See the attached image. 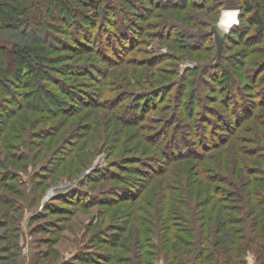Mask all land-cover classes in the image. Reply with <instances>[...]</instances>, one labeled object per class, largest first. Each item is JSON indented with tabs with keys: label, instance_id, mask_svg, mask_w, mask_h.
Returning a JSON list of instances; mask_svg holds the SVG:
<instances>
[{
	"label": "trees",
	"instance_id": "1",
	"mask_svg": "<svg viewBox=\"0 0 264 264\" xmlns=\"http://www.w3.org/2000/svg\"><path fill=\"white\" fill-rule=\"evenodd\" d=\"M204 2L209 4L208 12L210 15L214 9L217 13L216 7L223 5L237 7L240 10L238 24H235L230 32L225 35L223 54L220 57L214 49L216 46L215 39L212 38L211 40L212 34L209 35L210 37L203 36L205 31L200 30L201 24L189 26V23H187L189 21L186 20L175 23H172L174 21L169 22L171 25L181 28V31L174 34L171 25H168L166 20H160L159 25L149 24L148 19H155L156 10L166 11L179 5L186 7L190 5L191 0H78V5L74 8L69 5L70 0H0V34L5 30L4 28L8 27L12 29H32L34 35L31 37V43L7 41V44H0V55H3L11 64L10 73L8 72V74L20 82L15 84L18 90L10 92L7 103H4L3 99L0 98V135L1 131L9 129V137L3 138V149L7 150L8 155L13 150H18L19 153L16 155L11 154L16 161L23 160L39 165L34 159L40 158L44 142L51 140V137H54L60 131V128L65 129L67 126L72 125L74 121L79 120L76 117L82 110L91 108L95 110L107 109L111 112L112 119L121 122L123 126H134L135 133L139 129L140 131H148L149 134L145 136L149 141V149L153 147L163 149V157L166 158V161L183 158L186 154H182L181 148L208 149L210 146L213 148L222 146L227 142L229 136L227 135V138L224 136L222 141L220 136L216 134L220 132L217 128L219 125L217 121L212 123L211 118L205 117V114L202 115L204 120L200 125L193 120L187 123L186 118L190 119L189 115L195 111L197 104L201 101L203 102L200 106L211 111V103L214 104L218 101L212 99L209 95L210 92L216 96L220 95L222 91V94L226 92L227 101L225 102L228 109L240 106L243 115L235 113L236 119L234 117L229 121L230 123L236 122V125L240 121L252 117L255 108H264V0H205ZM211 2L214 3L213 7H211ZM193 6L194 8H203V1L196 2ZM70 10L73 17L80 19L78 21L79 25L77 24L78 27L77 25L72 27L68 24L69 19L65 15L69 14ZM156 17L161 18L160 16ZM83 25H85V29H82ZM159 27H161L160 31H157V33H160L159 37L169 40V42L178 39L177 43L181 47L183 46L180 50H183L186 54L201 53L203 55L209 52L213 53L211 55L213 65L211 63L202 65L198 62L195 68L181 69L180 58L178 59L177 56L163 53L156 54L148 51L145 46L140 47L143 42L142 38L149 36L148 29L158 30ZM47 28L55 31V35L53 34L55 39L59 38V33H64L68 39L72 40L74 38L79 45L81 44V48L76 53L85 56L80 57L79 62H85L86 64L60 66L61 58H48V51L54 52L59 47L53 43V45L50 44L46 48L44 45H38L40 41L36 40L38 34ZM77 28L80 29L79 32ZM131 29L140 32V36L135 38V34L131 32ZM82 31L87 36V43L82 40ZM163 32L166 34H162ZM236 33H238L239 39L233 37ZM113 37L116 38L117 43L114 42ZM117 38H126L129 40V44L125 46ZM194 38L200 40L199 44L193 41ZM180 41L183 43H180ZM190 41L193 43H190ZM109 53H113L114 57ZM115 57L116 59H114ZM181 60L183 61L184 58H181ZM168 61L172 62L167 64L166 67H174L175 69L173 74L177 78L175 85H171V79L166 78V74H162L164 69L158 67ZM143 63L151 71H141L140 65ZM102 65L104 68H102ZM105 65H109L108 68L123 65L131 69H114L111 71L107 70L108 68ZM132 68L136 70V73L133 72ZM94 70L97 72H93ZM250 72H252V75L249 74ZM131 76L137 77L136 81L131 82L129 80ZM81 77H87L91 82L86 90L92 92H86L83 95L80 92L81 87L79 88L73 84L78 82ZM48 81L53 83L51 87H55L56 92L50 91L51 87L47 84ZM205 83L209 87L203 93L200 86ZM3 84H7V82L1 81L0 86H3ZM176 85L175 90L178 91L171 103L169 102L170 105H167L170 106L169 115L164 116L163 113L168 109V107L163 108L166 96L172 93L171 91ZM23 87L26 89H19ZM234 94L236 99H234ZM36 95H45V99L50 103L49 106L57 107L58 110L54 111L51 108L36 105L45 111L48 117L66 116L63 117L64 124L61 127L57 123L50 125V129L47 127L36 133L27 131L26 124L31 123L32 119H29L27 115H22L20 109L25 106L23 102H27L32 98L35 99V102H30L36 103V100L39 99ZM76 96L78 102L75 101ZM186 100L187 102H185ZM26 105H29V103ZM180 106L185 108L181 109ZM156 113L161 114V116H153ZM180 114L186 115L185 118L181 119ZM223 118L220 116V119ZM82 119L77 121L73 128L71 126L67 133L68 136L52 150L53 152L50 153L46 150L45 154L50 153V156L40 165V168L34 169L30 174L32 177L29 181L37 183L33 188L32 202H28L22 190L16 189L17 183L12 185L5 181V178H7L4 175L5 172H9L10 175L9 166L0 159V205L5 206L0 217V226L6 228L2 238L3 240L11 238L17 241L13 248L21 252V264L26 262V257L23 254L25 247L21 238L25 214L28 213V209L35 208L37 210L38 205L41 203V196L45 191L43 186L47 188L49 175H54L56 165L58 164L60 168L64 164V160L69 158H73L71 168H74L76 162L79 166H85L88 162L87 155L92 151L87 149V137L82 149L80 151L77 149L85 136V131L82 132V129L89 128V123ZM237 119L238 121H236ZM37 120L35 123H41ZM153 122L159 123L154 125ZM79 124L83 125L81 130L76 132V129H73ZM179 125L185 127L187 132L182 135L179 131L177 134L171 133L172 128L179 127ZM225 126L228 129L229 126ZM19 128L21 129L19 130ZM213 128L216 129L213 136L221 143L209 145V140L205 138H209L214 130ZM195 130H201L202 134L195 133V140H193L194 142L191 141L190 144L189 136ZM232 131L233 129H228L226 130L228 133H225L229 134ZM202 138L204 139L202 140ZM178 139L183 142L180 148L175 145ZM168 143H172L175 146L173 148L177 149L172 151L173 148L167 146ZM36 148L37 150L34 152ZM170 152L174 155L171 156ZM55 153L59 154L55 155ZM146 156L144 155L149 162L153 161L152 156ZM110 157L112 155L108 154V157L106 155V160ZM145 159L143 157L139 158L140 164H144ZM255 159L264 163V158L255 157ZM241 161L240 157L237 158L236 174L240 177L241 185H243L248 182L244 173L248 171L249 167H242ZM133 162L131 158H126V160L117 158L112 162H107L106 167L105 164L96 167L89 175L85 176L83 180L88 184L104 180L112 181L114 184L118 183L117 186L100 192L98 196L74 187L65 194L60 195L58 193L59 195L54 201L50 200L44 204L42 212H36L32 215L33 220L31 221L41 219L40 217L47 215L51 216L53 213L59 215L53 221L33 227L32 233L44 231L52 234L53 237L38 241L37 247H41V245L48 246V252L44 250L37 251L32 264L43 261L45 257L56 255L57 248L55 246L61 241L65 231L69 229L72 223L71 217L74 213L96 205L100 206L103 209L98 211L97 221H92L93 224H99L101 223V217L107 212L106 210H109L115 204L138 199L141 188L136 189V192L129 191L132 193H128V195L123 193L126 189L125 185H129L134 180L133 177L138 176L135 173L137 168L132 165ZM26 166L24 167L26 168ZM146 166H148V163ZM159 166L161 167V165ZM256 166H258L256 167L257 170L263 171L264 167L261 164ZM155 168L159 169L158 166ZM115 170L127 174L128 177H124L122 173H115ZM141 176L139 178L143 180L145 179L144 176L151 178L154 174L142 173ZM257 177H261L262 180L257 179ZM187 179L182 178L181 180L188 182ZM226 179L223 183L221 179L216 177L211 179L212 207L209 213L208 210L204 211L202 209L198 211V214H195V210L191 209V204L189 206L188 204L181 205L182 201L180 199H177V201L180 202L181 206H185L184 208L187 207L190 210L189 214H183L181 207L174 206L172 203L164 207L160 205L159 209L156 208L159 213V225L157 226L156 222L153 227L146 229V232L139 230L142 237L139 234L137 235V264H158L156 260L159 256L163 259L164 264H248V257L252 253L258 262L264 264V173L261 172V174L256 175L254 180H251L256 185L248 186L245 193L237 187L234 178L227 176ZM84 181L81 183H84ZM224 184L233 192L228 190L223 197H220L215 191L224 188L221 187ZM4 191L7 193L3 194ZM9 191L24 196L25 203L23 200L21 203L18 198H11L8 194ZM193 194H195L193 196L194 203L197 205L198 199L202 201L207 199L208 192L197 189ZM59 202L62 206L59 205ZM250 202L251 205L249 206ZM136 208L138 212L143 211L142 207ZM13 212L21 213V216H24L23 221L20 220V214ZM6 217L8 220L4 219ZM249 217L252 219L250 220ZM120 222H118V225H109L110 232L108 233L105 229H97L92 234L90 242L86 243L85 248L96 246L98 242L100 244L106 242L114 248L117 246L122 251H127L129 254V247L120 243L128 236L126 235L127 227L122 224L123 221ZM174 222H179L180 225H176ZM8 224L9 228L7 227ZM251 224L254 226L253 230L250 229ZM200 228H202L201 232ZM169 230H175L176 234L171 235ZM161 233H165V235L162 236ZM178 234L188 236L189 240L187 241ZM154 235L161 239L158 245L153 242L152 236ZM159 235L162 237H159ZM196 240L197 244H195ZM13 248L12 245L5 247L3 252H12L4 257L0 254V261L4 260V262H7L6 264H14V262H11L16 257ZM133 254L134 256L129 257L118 254L109 257L93 250L90 252L82 251L76 254L71 261L55 264H136L135 252Z\"/></svg>",
	"mask_w": 264,
	"mask_h": 264
},
{
	"label": "rangeland",
	"instance_id": "2",
	"mask_svg": "<svg viewBox=\"0 0 264 264\" xmlns=\"http://www.w3.org/2000/svg\"><path fill=\"white\" fill-rule=\"evenodd\" d=\"M70 1L71 3L69 5L71 7L74 8L78 5V0H70ZM195 1L196 2L203 1L204 7L194 8L193 5L194 3H196ZM204 1L205 0H191L190 5L186 7H181V5H179V6H174L175 8H172L166 11L156 10V16H160L161 18L159 19L155 16V19H152V20L148 19V22L149 24L151 23V24L159 25L160 20H166V22L168 21L167 24L171 25V23L169 22L174 21L172 23H175V22H179L180 20H186V21H189L187 22L189 23L188 24L189 26H192V25L195 26V25L201 24L200 30L205 31L203 32L205 33L203 34V36L204 35L209 36L210 34H212L211 40L212 38L215 39L216 46L214 49L216 53L218 52L217 53L218 57H220L223 54L225 40H224L223 48H222L221 55H220L219 49H218V42L216 39V35L213 32V28L215 25L219 24V22L221 21L224 11L232 10V9L236 11L239 9H237V7H230L226 5L218 6L216 7L217 13L214 9L213 11H211V15H210L208 12L209 4H205L207 1L206 2ZM213 4L214 3L211 2V7H213ZM65 16H67V18L69 19L68 24L72 25V27H75V25L79 23L78 21L80 19L77 17L76 18L73 17L71 14V10L69 11V14ZM209 23H210V26L208 27ZM55 24L58 25V23H55ZM170 27L172 28L173 34L177 33L178 31H181V28L179 26L171 25ZM160 28L161 27H159L158 30L148 29L149 36L142 38L143 42L141 43L142 45H140V47L145 46V48L147 47L148 51H152L156 54L163 53V54H170V55L177 56L178 59L180 58L179 62H181V65H180L181 69L195 68L197 67L198 62L202 63V65H207L208 63H211V65H213L214 62L211 61V55L213 53L211 54L209 52L210 54L207 53L203 55L201 53H196V54L194 53V55L191 53L186 54L183 52V50H180L182 49L183 46L181 47V45L177 43L178 39H176L175 41L173 40L169 42V40H164L161 37H159L160 33H157V31L159 32ZM4 29L5 30L1 33L2 35L0 34V39H3L0 41V44H3V43L7 44V41H11V42L20 41L21 43H31L32 41L31 37L34 36L32 34L33 33L32 29H28V30H26V28L12 29L8 27ZM82 29H85V25H83ZM193 29L197 30L196 28H193ZM77 30L78 32L80 31L79 28H77ZM131 32L135 34V38H138L140 36V32L136 30L132 31L131 29ZM54 33L55 31L51 30L50 28H47L46 30L43 29V31H41L38 34V38L36 39L40 41L38 42L39 43L38 45H44V47L46 48L50 44L53 45V43L59 47L54 52L48 51L49 52L47 53L48 58H61V61L59 63L60 66H65L67 64L68 65L72 64L74 66H78L80 64H86L85 62H79V58L85 57V56H80L81 53L80 54L76 53L77 50L81 48V44L79 45L77 41L74 40V38H72V40L68 39L64 33H59L58 34L59 38L55 39L53 37ZM162 34L165 35L166 33L163 32ZM81 36H82V40L86 42L87 36H85L83 31L81 33ZM233 37H235L236 39H239L238 33L233 35ZM117 39L120 42L124 43L125 46L129 44L128 43L129 40L126 38H122V39L117 38ZM113 40L115 43H117V40L115 37H113ZM193 41L197 42L198 44L200 42L199 39H195V38ZM145 43L146 45H144ZM180 43H183V42L180 41ZM190 43H193V42L190 41ZM103 44L107 46L105 43ZM63 45H65L66 47ZM176 47L179 49H177ZM109 55L114 57L113 53H109ZM181 58H184V60L182 61ZM114 59H116V57ZM171 62L172 61H168L165 64L159 65L158 67L161 69H164L162 71V74H166L165 77L171 79L170 80L171 85H175L177 81V78L175 77V75H173L175 69L174 67L173 68L166 67L168 66L167 64ZM103 65H102V68H104ZM105 66L107 68L109 67V65H105ZM140 67H141V71H151V69L149 67H146L144 63L141 64ZM10 69H11L10 62L3 55H0V83L1 81L2 82L4 81L5 83L7 82V84H3V86H0V98L3 99L4 103H7L6 101L10 97V92L18 90V87H16L15 84L20 83L18 80L10 77L11 75L8 74V72L10 73ZM114 69L115 70L117 69L128 70L131 68H126V66L121 65L119 67H116V66L110 67L107 70L113 71ZM132 69H133V72L136 73V70H134V68ZM93 72H97V71L94 70ZM249 74L252 75V72H250ZM136 78L131 76L129 77V80L131 82L136 81ZM47 84L50 87L53 86L52 85L53 83L51 81H48ZM73 84H75L79 88L81 87L80 92L83 95L86 92H92V91L86 90L91 85V82L87 79V77H81L78 82L73 83ZM200 87L204 93L205 91L208 90L207 87L209 86L208 84L205 83V84H201ZM176 88H177V85L172 89L171 91L172 93L166 96V100L164 102L165 104L163 105V108L168 107V109L167 111L165 110L164 112L166 114L163 113L164 116L169 115L168 113H169L170 106H167V105H170L175 93L178 91V90H175ZM19 89H26V88L23 87ZM50 89H51L50 90L51 92L52 91L56 92L55 87H51ZM23 91L25 92V90ZM222 93L223 91L220 93V95L216 96L210 92L209 95H211L212 99L215 101H218L214 104L211 103V111L209 109L202 108V106L200 105L202 104L203 101H201V103L198 101L199 103L197 104L198 105L197 108L195 109L193 113L189 115L190 119L186 118V120H187V123H190L192 120L195 121V123L197 121L198 125H200L201 123H203V120H204L202 118V115L204 116L205 114V117L211 118L212 123H214L215 121L218 122L220 126L218 125L217 128H219L220 132L216 134L219 135L221 139L224 136L227 138V135H228L229 137H228L227 142H225L222 146H219L217 148H213L212 146L208 147V149H203V148L199 149L197 147H190L188 149L181 148L183 151L182 154L184 153L186 155H184L183 158L172 160V161L165 160L166 158L163 157V154H164L162 151L163 149H155L154 147L152 149H149L150 148L149 141H148L147 136H145L149 134L148 131L146 132L140 131L139 129L137 130V133H135L134 126H130V127L123 126L121 122L119 123L116 121V119L114 118L112 119L111 112H109L107 109L95 110L92 108L91 109L83 108L84 110H82L76 117V119H79V120L74 121L72 125L67 126L65 129L60 128V131L57 132L54 137H51L52 138L51 140L44 142L43 152L41 153L40 158L34 159V161L39 165H34V163H30L28 161H23V160L16 161V159L13 158L11 154L16 155L17 153H19L18 150H13V152H11V154L8 155L6 153L7 150L3 149L4 148L3 138L9 137V129L3 130V132L1 131L0 159L6 162L7 166H9V171H10V175H9V172H5L4 175L5 177H7L5 178L6 179L5 181H8L12 185H15L17 183L16 184L17 186H15L16 189L22 190L28 202H32L33 188L35 187V185H37V183L36 182L33 183L31 180L29 181V179L32 177L30 176V174L34 171V169L40 168V165H42L44 161L46 160V158L50 156L49 154L53 152L52 150L63 142V139H65L68 136L67 133L69 129L71 128V126L73 128L75 123H77V121H80L81 118H83L82 119L83 121H86L89 123L88 129H82V132L85 131L84 132L85 136L81 140V143L78 145V148H77L78 151L82 149L83 145L86 142V137H87V141H88L87 149L92 151L88 153L89 155H87L88 157L87 164L85 166H79V164L76 162V164H74L75 165L74 168H71V163H73L72 161L73 158L64 160V164H62L60 168L58 167V164H57L55 167L56 173L54 175L50 174L48 177L49 180L47 183V188L43 186V189L45 191L44 190H43L44 192L42 191L43 192L41 196L42 200L40 199L41 203L40 205H38L37 210L35 208L28 209V213L25 214V221H23L24 216L23 215L21 216V213L13 212L15 214H20V220L21 222L23 221V235L21 238L23 239V244L25 247L23 254L26 257V262L24 264L34 263L33 258L35 257V254L37 253V251L44 250L48 252V246L41 245V247H37L38 241L44 238L47 239V238L53 237L52 234L48 232H44V231L32 233L33 227H36L40 224H46L49 221H53V219L59 217V215H56L57 213H53L51 214V216L47 215L45 217H40L41 219H36L34 221H31L33 220L31 218L32 215L35 214L36 212H39V213L42 212L45 203L49 202L50 200L54 201V199L59 194L60 195L65 194L66 192L71 191V189H73L74 187L80 188L83 191H89L92 194H95L98 196L100 192L106 191L114 186H117L118 183L114 184V182L109 181V180L92 182L91 184L85 183V181L83 180L84 177L89 175L96 167L103 166L104 164L106 167L107 162L109 161L112 162L116 160L117 158L118 159L122 158V160H126V158H131L134 161L132 165L137 168L135 173L138 176L133 177L134 180H132V182L129 185H125L126 189H124L123 193H126L125 195H128V193L129 194L132 193L129 191L136 192V189L138 190L139 188H141L140 193L138 194L140 195L138 199L134 201H126V202L123 201V202H120L119 204H115V206L111 207L112 209L109 208V210H106L107 212H105L103 217H101V223L99 224L97 223L93 224L92 221L93 222L97 221L98 211H100V209H103L100 206L96 205L92 208L81 210V211L79 210L78 212L74 213L71 217L72 223L70 224L69 229L65 231L63 238L55 246V248H57L56 255L53 257H45L43 258V261H40V262L38 261L39 263L37 262V264H55L58 262L59 263L64 262V261L67 262L68 260L71 261V259L76 254L82 251L90 252L92 250L96 252H101L103 253V255H106L109 257L113 256V254L114 255L118 254L120 256L126 255L129 257L132 255L134 256L133 253L135 252V258H136L135 262L137 264L138 263L137 249H136L137 235L139 234L140 237H142V233L139 230L146 232L145 230L148 228H151V226L153 227L156 222H157V226L159 225V217H158L159 213L157 212V209H159L160 205L164 207L172 203L174 206L181 207V212L187 215L189 214L190 210L187 209V207L184 208L185 206H181V205L188 204L189 206L191 204V209L193 208V210H195V214H198V211L202 209L204 211L208 210L207 212L209 213L212 207L211 206L212 204L211 203V179L216 177L218 179H221V182L223 183L225 179L227 178V176H230L235 179L238 185L237 187L241 189L243 193L247 191L248 186L252 187V185H254L255 183H252L251 180H254L256 178V175L261 174V172L264 173V169L263 171H259L256 168L258 167L256 166L257 164H261L264 167V163L255 159V157L264 158V135H263L264 133V108H261V109H258V107L255 108L252 113L253 116L244 121L243 120L240 121L238 125H236L237 124L236 122L230 123L229 121H231L232 118L235 117L236 115L235 113H238L242 116L243 111L239 105L235 108L232 107L231 109L230 108L228 109L227 104L225 102L227 101V98L225 95L226 92H224V94ZM36 96L39 97V99L36 100V103L30 102V101L35 102V99L32 98L28 100L27 102L26 101L23 102L25 106H22L20 109V112L22 115H27L29 119H32L31 123H33V125H31V123L26 124L27 131L29 130V132L31 133H36L40 131L41 129H44L47 127L50 129V125L57 124V123H59L58 126L61 127V125L64 124L63 117H66V116L58 115L56 116L57 118L48 117L47 114H45V111L41 110L40 107L51 108L54 111L58 110L57 107L52 106V105L49 106L50 103H48V100L45 99V95H36ZM76 98L77 99L75 101L78 102L77 101L78 97L76 96ZM234 99H236L235 94H234ZM185 102H187V100ZM27 103H29V105H26ZM36 105H39L40 107ZM183 107L184 106H180L179 108L183 109ZM180 115H181V119H184L186 116L184 114H180ZM153 116L160 117L161 114L156 113ZM220 116L224 118L220 119ZM234 119H236V117ZM36 120L41 123H38V124L35 123ZM236 121H238V119ZM225 122L226 123L228 122V123L226 124ZM157 123L159 122H155V123L153 122L152 124L156 125ZM83 124L87 125L86 123H83ZM83 124H79V126L75 127L73 130L76 129V132L80 131L81 126ZM225 125L229 126L228 129H233L232 133L226 134L228 133L226 132V130L228 129H226ZM20 129L21 128H19V130ZM172 130L173 131L171 133L177 134V132L179 131L180 135L187 132L186 128L181 127L180 125L179 127L176 126L172 128ZM215 132H216V129H214L211 135H209V138H205L209 140L208 142L209 145L221 143L220 141H218V139H216L215 136H213ZM195 133H199L198 135H201L202 131L195 130V132H193L192 135L189 136L190 144L194 142L193 140H195ZM203 139L204 138H202V140ZM202 140L200 141L202 142ZM168 144L167 146H169L170 148L175 147L172 143H168ZM175 145L176 147L180 148L183 145V142H181V139H178ZM104 148L106 150H103ZM174 149L175 148H173L172 151H175L177 148L175 150ZM36 150L37 148L34 150V152ZM46 150H48L50 153L45 154ZM58 154L59 153H55V155H58ZM108 154L112 155V157L106 160V155L108 157ZM144 155L152 156L153 161L149 162L147 158L145 159ZM170 155L173 156L174 154L170 152ZM141 157L145 159L143 162L145 165L140 164L139 158ZM239 157L242 160L241 161L242 167L247 166L250 168V171L248 168L247 169L248 171L244 173V176L246 177L248 182L247 184H243V185H241L240 177H238L236 174V170H237L236 162H237V158ZM147 163H148V166H146ZM159 165H161L162 168ZM190 165L191 167L189 168ZM24 166H26V168ZM156 166H158L159 169H156L155 168ZM155 170H157V172H155ZM115 171H116L115 173L123 174V172H119L118 170H115ZM142 173H148L149 175L154 174V176L151 178L149 176H146V177L144 176L145 179L140 180L139 177H142L141 176ZM11 174H14V175L11 176ZM123 176L128 177L127 174H123ZM10 177H12L13 179ZM182 178L183 179L188 178L187 179L188 182L181 180ZM257 179H261V177H257ZM82 181H84V183H81ZM50 185H53V186L50 187ZM221 187H224V188L217 189L215 193L218 194L220 197H223L224 194H226L227 191L230 190V188H228V186H225V184ZM197 189L199 190L203 189L204 191H207L208 195H206L207 199L203 201L201 199L200 200L198 199V202L196 205L194 203L193 196H195V194H193V192ZM230 192H233V191L230 190ZM6 193L7 192L5 191L3 192V194H6ZM8 194L10 195L11 198H15V199L18 198L20 199L21 203H22V200L25 203L24 196L17 195L11 192ZM48 195L49 196L55 195V196L52 197L47 202H45V200L48 199ZM177 199L178 200L180 199V201H182L181 205H180V202L177 201ZM246 200H247V197H246ZM59 205L62 206L61 202H59ZM250 205H251V202L249 203V206ZM136 207L138 208L142 207L143 211L138 212ZM4 209H5V206L0 205V217ZM17 217H19V215H17ZM4 219H7V217ZM249 219L251 220L252 218L249 217ZM120 221H123L122 224L125 225V227H127L126 235H128L120 243L126 244L125 246L129 247V250H130L129 254L127 251H122L117 246L114 248L112 245L106 242L105 243L103 242L104 244H100L98 242L96 246L85 248V246H87L86 243L90 242L92 234L97 229H105V231H107L108 233L110 232V229H108L109 225L110 226L116 225V224L118 225V222ZM174 224L180 225L179 222H174ZM7 227L9 228V224ZM253 228L254 226L251 224L250 229L253 230ZM5 230L6 228L0 226V237L1 238ZM201 230L202 228H200V232ZM169 231H171L170 232L171 235H174L176 234L177 229L176 231L175 230H169ZM161 235L164 236L165 233H161ZM161 235H159V237H162ZM178 235L181 237H184L187 241L189 240V237L186 235H183V234H178ZM152 237H153V242L158 245L161 239L158 238L156 235ZM1 238H0V248H1L0 254L2 255V257L8 256L9 253L12 251L3 252L4 248L9 245H12V248L15 247V245L17 244L16 243L17 241L11 238L9 240H3V238L2 239ZM195 244H197V240ZM13 253H16V257L11 262L12 263L14 262V264H18L19 262V264H21V261H22V258L20 256L21 252L18 249H14ZM156 262L158 264H164V261L161 258V256L157 258ZM6 263L7 262H4V260L0 261V264H6ZM256 263L261 264L260 262H258V260H256V257L252 253L248 257V264H256Z\"/></svg>",
	"mask_w": 264,
	"mask_h": 264
},
{
	"label": "bare ground",
	"instance_id": "3",
	"mask_svg": "<svg viewBox=\"0 0 264 264\" xmlns=\"http://www.w3.org/2000/svg\"><path fill=\"white\" fill-rule=\"evenodd\" d=\"M237 12L232 10L224 11L223 17L219 22L220 26H218V31L220 34H225L232 25L237 22Z\"/></svg>",
	"mask_w": 264,
	"mask_h": 264
},
{
	"label": "water",
	"instance_id": "4",
	"mask_svg": "<svg viewBox=\"0 0 264 264\" xmlns=\"http://www.w3.org/2000/svg\"><path fill=\"white\" fill-rule=\"evenodd\" d=\"M237 14L239 15L240 11L239 10H236ZM238 15H237V18H238ZM236 24H238V20L236 22ZM218 26H220V24H217L214 26L213 28V32L215 33L216 35V39H217V42H218V49H219V54L221 55V51H222V48H223V43H224V40H225V35L230 32V30L232 29V27L234 25L231 26V28L229 29V31H227L225 34H220L219 31H218ZM219 55V56H220Z\"/></svg>",
	"mask_w": 264,
	"mask_h": 264
},
{
	"label": "built area",
	"instance_id": "5",
	"mask_svg": "<svg viewBox=\"0 0 264 264\" xmlns=\"http://www.w3.org/2000/svg\"><path fill=\"white\" fill-rule=\"evenodd\" d=\"M52 190H54V189H52ZM52 197H54V195H53V196H49V195H48V199L45 200V202H47L48 200H50ZM41 208H42V207H41Z\"/></svg>",
	"mask_w": 264,
	"mask_h": 264
}]
</instances>
